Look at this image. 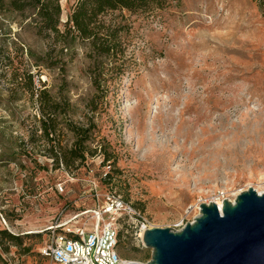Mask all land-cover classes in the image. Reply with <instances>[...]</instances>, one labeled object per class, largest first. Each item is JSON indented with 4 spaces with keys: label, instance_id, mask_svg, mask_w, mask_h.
Returning <instances> with one entry per match:
<instances>
[{
    "label": "rangeland",
    "instance_id": "1",
    "mask_svg": "<svg viewBox=\"0 0 264 264\" xmlns=\"http://www.w3.org/2000/svg\"><path fill=\"white\" fill-rule=\"evenodd\" d=\"M76 1L59 0L60 30ZM98 23L108 53L78 37L60 51L0 7V264H51L45 228L108 191L154 227L179 229L199 198L264 190V0H165ZM41 90L58 104L48 136ZM71 127L88 129L85 159L56 164ZM120 245L130 262L150 259L149 248Z\"/></svg>",
    "mask_w": 264,
    "mask_h": 264
},
{
    "label": "water",
    "instance_id": "2",
    "mask_svg": "<svg viewBox=\"0 0 264 264\" xmlns=\"http://www.w3.org/2000/svg\"><path fill=\"white\" fill-rule=\"evenodd\" d=\"M142 240L150 259L128 264H264V192L249 187L225 198L220 211L201 203L181 229L152 227Z\"/></svg>",
    "mask_w": 264,
    "mask_h": 264
},
{
    "label": "built area",
    "instance_id": "3",
    "mask_svg": "<svg viewBox=\"0 0 264 264\" xmlns=\"http://www.w3.org/2000/svg\"><path fill=\"white\" fill-rule=\"evenodd\" d=\"M58 189L62 190L61 184H58ZM215 198L209 201L199 198L189 209L194 210L197 216L200 204L212 201L220 211L225 196L220 193L215 194ZM217 201L221 202V208ZM152 227L143 212L115 191H108L99 206L72 213L60 212L54 222L45 228L48 235L40 253L51 264H128L130 261L118 252L121 239L129 240L135 247L146 248L142 236L146 229Z\"/></svg>",
    "mask_w": 264,
    "mask_h": 264
},
{
    "label": "trees",
    "instance_id": "4",
    "mask_svg": "<svg viewBox=\"0 0 264 264\" xmlns=\"http://www.w3.org/2000/svg\"><path fill=\"white\" fill-rule=\"evenodd\" d=\"M165 0H77L72 11L70 12L67 21L65 22V29L59 28V17L61 13V6L59 0H0V7L7 11L17 12L25 19H29L34 24L36 34L43 38L51 37L53 44H60V51L65 49L71 41L75 38L91 39L93 45L96 46L95 41L98 38L101 25L98 23V18L107 10H114L117 8H124L127 10H138L147 7L150 4L161 5ZM113 35V33L105 34V39ZM104 37V36H102ZM97 50L104 54L110 51V46L99 44L96 46ZM30 55H34L29 51ZM48 54V53H47ZM46 54V55H47ZM40 57L36 60L40 61ZM38 65V64H37ZM29 88L31 84V76H28ZM39 113L42 129L46 136L49 135V130L52 128L48 126L51 118L57 112L58 104L51 101V97L46 90H41L38 93ZM69 127V125H68ZM82 128L71 127L70 130L74 132L75 139L72 147L69 150L52 151L51 155L55 163L61 161L66 166L74 163L75 159L83 161L85 159V150L83 143L87 141V130ZM10 240L21 242L11 234H7Z\"/></svg>",
    "mask_w": 264,
    "mask_h": 264
},
{
    "label": "bare ground",
    "instance_id": "5",
    "mask_svg": "<svg viewBox=\"0 0 264 264\" xmlns=\"http://www.w3.org/2000/svg\"><path fill=\"white\" fill-rule=\"evenodd\" d=\"M258 193H262V192H264V190H259V189H255ZM212 199L213 200H216V198L215 197H212ZM217 203H218V205H219V207L221 208V202L220 201H217Z\"/></svg>",
    "mask_w": 264,
    "mask_h": 264
}]
</instances>
